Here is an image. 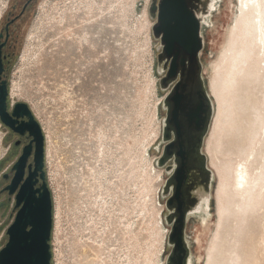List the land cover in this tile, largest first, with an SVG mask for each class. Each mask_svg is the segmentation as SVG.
I'll use <instances>...</instances> for the list:
<instances>
[{"label": "rangeland", "instance_id": "rangeland-1", "mask_svg": "<svg viewBox=\"0 0 264 264\" xmlns=\"http://www.w3.org/2000/svg\"><path fill=\"white\" fill-rule=\"evenodd\" d=\"M7 3L0 5L6 9ZM159 5L160 0H42L26 23L6 80L9 92L13 86L17 91L15 104L9 95L11 109L27 104L49 134L52 264H168L172 256L163 198L167 176L159 167L166 99L162 46L154 36ZM238 13L235 0H219L203 30L208 84L213 70L218 81L224 78L222 50ZM241 97L234 128L212 144L216 164L225 169L243 160L246 137L264 119V78L246 83ZM257 138L255 170L264 163V131ZM8 146L0 120V183ZM217 183L216 178L212 216L205 225L196 219L188 226L193 263L204 264L207 257L214 264H264V204L225 219L212 238ZM231 202L234 207L239 199ZM7 242L0 231V251Z\"/></svg>", "mask_w": 264, "mask_h": 264}, {"label": "water", "instance_id": "water-1", "mask_svg": "<svg viewBox=\"0 0 264 264\" xmlns=\"http://www.w3.org/2000/svg\"><path fill=\"white\" fill-rule=\"evenodd\" d=\"M210 2L211 0H160L159 7L154 10L158 11L159 23L158 28L154 30V36L161 41L162 46V54L159 56V72L163 75L165 60L171 62L169 79L172 81L177 79L180 71H189L188 78L177 86L172 98L174 111L170 123L175 129L177 142L171 147L177 149L176 157L182 161V165L175 176L178 184L175 197L167 204V210L172 213L175 209L176 215L173 221L168 215L165 217L166 224L171 227L169 245L172 248V256L168 264H190V260L193 261L186 229L188 212L183 209V195L179 189L184 180H187L185 172L189 173V176L191 174L189 162L195 159L193 155L201 158L208 182L216 178L213 171L208 168L207 155L203 154L205 138L215 109L205 90L202 76L201 55L205 48L203 30L208 24L198 17L203 11L204 18L211 20L217 10L219 0L213 11L210 10ZM3 73L0 54V120L4 126L14 128L15 119L27 118L29 122L23 126V129L18 128L16 131L24 134L29 130L31 136L38 142V149L37 168L18 195L17 207L21 205L22 207L6 233L8 242L0 251V264H52L51 240L54 227V205L52 192L45 181V173L42 171L45 157V134L27 104H17L11 114L9 84L7 80H2ZM166 81H163V86ZM196 85L200 87V92L196 91L193 95L189 89L190 86L196 87ZM187 146L193 149L186 150ZM26 155L27 150L24 158ZM172 155L169 154V156ZM195 162L197 160H193V163ZM159 167H165L163 158L159 162ZM39 171H42L44 184L40 190L34 191V183L31 180ZM191 176L195 177L193 173ZM199 177H201L200 174ZM206 199L209 200V193ZM173 202L176 206L172 208Z\"/></svg>", "mask_w": 264, "mask_h": 264}, {"label": "flooded vegetation", "instance_id": "flooded-vegetation-1", "mask_svg": "<svg viewBox=\"0 0 264 264\" xmlns=\"http://www.w3.org/2000/svg\"><path fill=\"white\" fill-rule=\"evenodd\" d=\"M1 1L2 0H0V2ZM41 1L42 0H8L7 7L0 19V54L4 70L2 80H6L8 77V72L10 71V68L12 67L16 57L20 52L22 40L25 35L26 23L32 17L34 12L36 11L37 6ZM170 68L171 62L165 60L163 65V69L165 70H163L164 72L162 76L163 81L167 80L164 85L166 91V99L165 104L163 106V110L165 112L163 159L165 160L164 169L165 174L167 176L166 187L164 191L166 208L167 204H169V202H171V200L175 197V193L178 187L175 176L182 165V161L176 157L177 149L175 147H171L176 145L177 142V139L175 137V129L170 123L171 116L174 111V103L172 101V98L176 92L177 86L186 81L189 73L188 70L180 71L177 79L172 81L169 79ZM202 76L205 90L207 91L209 98L213 102L209 84L205 79L204 73H202ZM189 91L194 95L196 94V91L200 92V87L198 85H196V87L190 86ZM213 105L215 104L213 103ZM14 108L11 109L9 105V110L11 111V114L13 113ZM213 120L214 115L211 119L209 131L207 137L205 138V144L203 146V154L205 155H207V153L205 152L206 140L211 133ZM28 122L29 120L27 118H20L15 119L14 128L5 126V129L7 130L9 146L7 150V157L3 163L4 165H7V168L2 174L0 183V221H2L0 223V231H4L6 233L13 224L17 213L22 207V205L20 207H17L18 195L22 187L30 179L31 174H33L37 168L36 154L38 149V142H36L34 137L31 136L29 130L25 131L24 134H21V132L16 131V129L18 128L23 129V126H25V124H27ZM47 146L48 141L45 136V157L42 171L45 173V181L49 186L47 175ZM190 149L193 148L187 146L186 150ZM26 150L27 155L24 158ZM169 154L173 155L169 156ZM193 158L195 159L191 158L192 160L189 162V169L191 171V174L193 173L195 177H192L191 174L189 176V173L185 172V177L187 178V180L185 179L179 188L181 194L183 195V209L188 212L186 225L187 231L189 223L192 220L197 219L202 222V218L200 216L201 213H203L202 215L207 217V219L210 217V214L212 216L214 205V186L216 181L215 178L214 181L208 182L207 174L203 170L201 158H198L197 155H193ZM193 160H197V162L193 163ZM208 168L211 169L209 163ZM42 171H39L37 175L31 180V182L34 183V191L40 190L44 184L42 179ZM199 174L201 175V177H199ZM207 193H209V200L205 205L202 204V198L206 197ZM201 204L203 205L202 209L207 210V214L204 211L200 213L198 212V209ZM175 206L176 203L173 202L172 208ZM167 212L168 217H170L171 221H173V217L176 215L175 209H173L172 213H170L168 210Z\"/></svg>", "mask_w": 264, "mask_h": 264}, {"label": "bare ground", "instance_id": "bare-ground-1", "mask_svg": "<svg viewBox=\"0 0 264 264\" xmlns=\"http://www.w3.org/2000/svg\"><path fill=\"white\" fill-rule=\"evenodd\" d=\"M217 1L211 0L210 10L216 9ZM235 1L239 13L236 16L234 25L229 30L226 44L222 50V62L226 73L222 82H220L216 79L217 74L213 70V77L209 81L211 97L215 104V114L211 133L206 144V153L210 167L218 181L215 189L216 222L212 238L218 236V228L225 219L245 214L249 209L264 204V163L259 170L254 168L257 162V151L255 149L261 143L257 138V133L259 130L264 131V119L261 120L257 131L246 137V147L240 149L243 160L236 167L225 169L217 165L212 150L214 140L220 139L229 127L234 128L236 122L234 113L243 111L241 107L243 104L241 102V90L245 84L256 81L260 77L264 78V0ZM4 11L5 9L0 5V19ZM198 17L204 20L205 24H209L210 19L204 18L203 11ZM233 88H236L237 91L232 92ZM236 94L238 95L237 99H239L238 103H235L233 99ZM16 97L17 91L13 86L10 90V100L14 103ZM239 119L238 116V121ZM45 135L49 139L47 132ZM233 198L239 199L238 204L235 205L233 202L234 207H232L231 202ZM202 204H207L206 197L202 198ZM202 204L198 212L204 211L207 214V210L202 209ZM202 214L200 215L201 221L205 225L208 220ZM190 264H194L193 261L190 260ZM204 264H214V261L206 257ZM233 264L239 263L235 260Z\"/></svg>", "mask_w": 264, "mask_h": 264}]
</instances>
